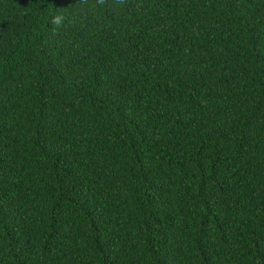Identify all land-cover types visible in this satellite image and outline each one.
Instances as JSON below:
<instances>
[{"label": "trees", "instance_id": "trees-1", "mask_svg": "<svg viewBox=\"0 0 264 264\" xmlns=\"http://www.w3.org/2000/svg\"><path fill=\"white\" fill-rule=\"evenodd\" d=\"M0 264H264V0H0Z\"/></svg>", "mask_w": 264, "mask_h": 264}, {"label": "clouds", "instance_id": "clouds-1", "mask_svg": "<svg viewBox=\"0 0 264 264\" xmlns=\"http://www.w3.org/2000/svg\"><path fill=\"white\" fill-rule=\"evenodd\" d=\"M58 19V18H57Z\"/></svg>", "mask_w": 264, "mask_h": 264}]
</instances>
